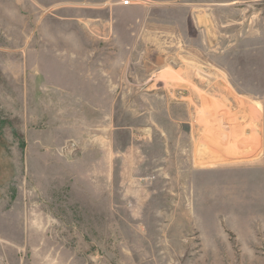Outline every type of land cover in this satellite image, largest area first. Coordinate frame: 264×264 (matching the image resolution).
<instances>
[{"label": "rangeland", "instance_id": "1", "mask_svg": "<svg viewBox=\"0 0 264 264\" xmlns=\"http://www.w3.org/2000/svg\"><path fill=\"white\" fill-rule=\"evenodd\" d=\"M39 1L0 0V264H264V0Z\"/></svg>", "mask_w": 264, "mask_h": 264}, {"label": "crops", "instance_id": "2", "mask_svg": "<svg viewBox=\"0 0 264 264\" xmlns=\"http://www.w3.org/2000/svg\"><path fill=\"white\" fill-rule=\"evenodd\" d=\"M58 0H40L39 4L43 10H53L55 14L54 17L56 19L61 18H83V22H118L117 15L123 14V12H127L129 10L134 9V2L131 1V4L122 5L120 1L118 2H110L106 4V0H72L69 2H73V4H67V5H54L57 3ZM87 2L88 4L85 7L80 6V2ZM37 2V1H36ZM48 2V3H46ZM74 2H78L75 3ZM38 4V3H37ZM61 11V13H60ZM66 13H63V12ZM68 11H71V14H68ZM45 16V15H43ZM80 16V17H79ZM45 18V17H44ZM48 19V18H46ZM55 19V20H56ZM50 20H52L50 18ZM43 22H46L44 20ZM56 264H58V261H56Z\"/></svg>", "mask_w": 264, "mask_h": 264}, {"label": "bare ground", "instance_id": "3", "mask_svg": "<svg viewBox=\"0 0 264 264\" xmlns=\"http://www.w3.org/2000/svg\"><path fill=\"white\" fill-rule=\"evenodd\" d=\"M196 71H197V70H196ZM166 76H167V75H166ZM166 76H165V77H166ZM177 76H178V75H177ZM166 83H167V82H166ZM193 93H194V92H193ZM206 95H207V94H206ZM215 104H216V103H215ZM211 107H212V106H211ZM201 112H202V111H201ZM201 112H200V113H201ZM250 112H251V111H250ZM224 115H225V114H224ZM205 117H206V116H205ZM223 118H224V117H223ZM200 120H201V119H200ZM201 121H202V120H201ZM220 124H221V123H220ZM206 125H208V124H206ZM210 129H211V131H212V128H210ZM230 129H232V128H230ZM208 130H209V129H208ZM254 130H255V129H254ZM254 130H253V131H254ZM253 131H252V132H253ZM212 132H213V131H212ZM219 132H220V130H219ZM209 133H210V131H209ZM215 133H216V132H215ZM217 133H218V132H217ZM254 133H255V132H254ZM221 134H222L221 136L226 137V134H225V133L221 132ZM205 135H207V134H205ZM228 135H229V134H228ZM207 136H208V135H207ZM212 136H213V134H210V137H212ZM237 136H238V135H237ZM223 137H222V138H223ZM227 137H228V136H227ZM219 138H220V136H219ZM235 138H236V137H235ZM211 139H212V138H211ZM215 139H216V138H215ZM236 139H237V138H236ZM212 140H213V139H212ZM244 140H245V139H244ZM246 140H247V138H246ZM246 140H245V142H244V141L242 142V145H244V144L247 142ZM249 140H250V139H249ZM255 140H258V139L256 138ZM215 141H216V140H215ZM219 141H221V140H219ZM219 141H218V142H219ZM198 142H200V141H198ZM252 142H253V141H252ZM214 143H215V142H214ZM254 143H255V142H254ZM199 144H200V143H199ZM206 144H207V143H206ZM238 144H241V142H239ZM201 145H202V143H201ZM199 146H200V145H199ZM240 146H241V145H240ZM194 147H195V146H194ZM227 147H228V146H227ZM197 148H198V147H197ZM234 149H235V148H234ZM193 150H194V149H193ZM204 150H205V149H204ZM226 150H227V149H226ZM198 151H199V150H198ZM194 152H195V151H194ZM194 152H193V154H194ZM226 152H227V151H226ZM228 152H229V151H228ZM232 152H233V151H232ZM195 154H197V153H195ZM214 154H215V152H214ZM223 154H224V153H223ZM226 154H227V153H226ZM247 155H248V154H247ZM222 158H223V157H222ZM208 159H209V158H208ZM219 159H220V158H219ZM204 164H205V163H204Z\"/></svg>", "mask_w": 264, "mask_h": 264}, {"label": "built area", "instance_id": "4", "mask_svg": "<svg viewBox=\"0 0 264 264\" xmlns=\"http://www.w3.org/2000/svg\"><path fill=\"white\" fill-rule=\"evenodd\" d=\"M122 5H128L131 3V0H121L120 2Z\"/></svg>", "mask_w": 264, "mask_h": 264}]
</instances>
